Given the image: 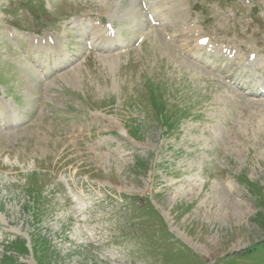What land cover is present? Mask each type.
<instances>
[{
  "label": "rangeland",
  "instance_id": "374dc122",
  "mask_svg": "<svg viewBox=\"0 0 264 264\" xmlns=\"http://www.w3.org/2000/svg\"><path fill=\"white\" fill-rule=\"evenodd\" d=\"M262 86L264 0H0V264H264Z\"/></svg>",
  "mask_w": 264,
  "mask_h": 264
},
{
  "label": "bare ground",
  "instance_id": "6f19581e",
  "mask_svg": "<svg viewBox=\"0 0 264 264\" xmlns=\"http://www.w3.org/2000/svg\"><path fill=\"white\" fill-rule=\"evenodd\" d=\"M118 4V3H117ZM86 5H90L89 2H87ZM139 7V5H137ZM137 6L135 5V7L137 8ZM107 7V6H106ZM116 6H110L109 5V9H108V14L111 15V13H113L114 11V8ZM108 8V7H107ZM147 9H151L148 5L146 6ZM140 12V9L137 8ZM118 10V9H117ZM116 11V10H115ZM220 29L217 30V33H219ZM8 34L10 35H15V30L12 31H8ZM18 34V33H17ZM35 40L32 38L31 42H34ZM34 44L36 45V48H38L39 50H45V51H48V52H51V53H55L56 55H58L59 57L63 54L62 51L64 50V47L62 45H60L58 42L50 39V38H47V37H44L43 39H41L40 41H38L37 43L34 42ZM261 88H264V87H261ZM7 104L4 100L3 97L0 96V112H5L7 111L8 108H6ZM6 108V109H5ZM241 242V241H240ZM236 244V243H235ZM235 247V246H234ZM236 248V247H235Z\"/></svg>",
  "mask_w": 264,
  "mask_h": 264
},
{
  "label": "trees",
  "instance_id": "16d2710c",
  "mask_svg": "<svg viewBox=\"0 0 264 264\" xmlns=\"http://www.w3.org/2000/svg\"><path fill=\"white\" fill-rule=\"evenodd\" d=\"M132 198H136L138 199L139 201L143 202L145 199L142 198L141 196H133Z\"/></svg>",
  "mask_w": 264,
  "mask_h": 264
}]
</instances>
